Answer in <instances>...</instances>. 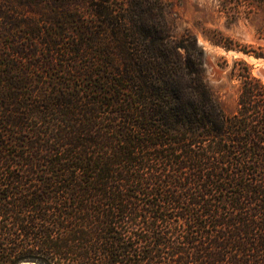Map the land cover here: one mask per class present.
<instances>
[{
	"label": "trees",
	"instance_id": "1",
	"mask_svg": "<svg viewBox=\"0 0 264 264\" xmlns=\"http://www.w3.org/2000/svg\"><path fill=\"white\" fill-rule=\"evenodd\" d=\"M216 5L264 37V0ZM241 63L226 114L162 0H0V264H264V82Z\"/></svg>",
	"mask_w": 264,
	"mask_h": 264
},
{
	"label": "rangeland",
	"instance_id": "2",
	"mask_svg": "<svg viewBox=\"0 0 264 264\" xmlns=\"http://www.w3.org/2000/svg\"><path fill=\"white\" fill-rule=\"evenodd\" d=\"M162 2L170 34L176 39L187 34L196 38L203 49V75L213 98L226 114L234 113L239 92V81L230 76L234 64L239 67L244 62L264 82V37L257 31L261 14H255L251 21L227 23L216 0ZM224 44L231 47L225 48Z\"/></svg>",
	"mask_w": 264,
	"mask_h": 264
},
{
	"label": "water",
	"instance_id": "3",
	"mask_svg": "<svg viewBox=\"0 0 264 264\" xmlns=\"http://www.w3.org/2000/svg\"><path fill=\"white\" fill-rule=\"evenodd\" d=\"M23 264H39V263L34 262V261H26V262H23Z\"/></svg>",
	"mask_w": 264,
	"mask_h": 264
},
{
	"label": "bare ground",
	"instance_id": "4",
	"mask_svg": "<svg viewBox=\"0 0 264 264\" xmlns=\"http://www.w3.org/2000/svg\"><path fill=\"white\" fill-rule=\"evenodd\" d=\"M19 264H23V262L19 263Z\"/></svg>",
	"mask_w": 264,
	"mask_h": 264
}]
</instances>
